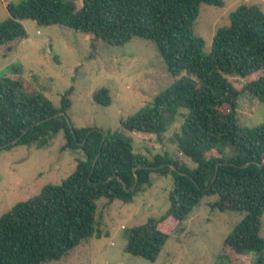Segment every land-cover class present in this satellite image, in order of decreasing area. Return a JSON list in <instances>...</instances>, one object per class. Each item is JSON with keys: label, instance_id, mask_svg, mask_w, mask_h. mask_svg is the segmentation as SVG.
Instances as JSON below:
<instances>
[{"label": "trees", "instance_id": "obj_1", "mask_svg": "<svg viewBox=\"0 0 264 264\" xmlns=\"http://www.w3.org/2000/svg\"><path fill=\"white\" fill-rule=\"evenodd\" d=\"M202 5L224 7L222 0H25L9 2L10 18L0 23V51L24 39V21L62 26L92 35L110 46H125L133 37L155 42L169 73L177 80L159 94L151 107L122 121V129L162 139L181 110L188 115L173 142L195 169L156 155L151 161L136 154L120 132L77 129L72 124L69 90L54 107L42 93L29 92L15 77H0V151L26 145L48 147L64 134V149L81 151L84 159L60 185H47L0 218V264H51L66 258L97 229V201L125 204L151 187V175L172 176L170 207L161 218H150L131 229L126 251L157 261L172 230L192 215L206 197L221 212L245 218L225 240L220 258L240 264L239 256L264 251V124L245 127L238 121L240 98L248 93L264 103V12L242 5L232 12L229 27L217 30L211 52L194 29ZM14 44V45H13ZM230 77L248 79L242 88ZM94 101L110 106L109 90ZM17 141L16 143H13ZM233 155L223 159V147ZM176 227V228H175ZM252 264H264V257Z\"/></svg>", "mask_w": 264, "mask_h": 264}, {"label": "rangeland", "instance_id": "obj_2", "mask_svg": "<svg viewBox=\"0 0 264 264\" xmlns=\"http://www.w3.org/2000/svg\"><path fill=\"white\" fill-rule=\"evenodd\" d=\"M0 0V23L10 18L9 2ZM74 1L78 9L83 0ZM224 7L202 5L195 24V35L205 42L209 54L218 29L229 27L230 16L242 5H255L264 12V0H222ZM27 36L14 42L10 50L0 51V77L21 70L19 78L29 92L47 96L60 108L62 97L72 90L69 116L75 128L98 129L104 133L120 132L133 144L136 154L153 160L156 155L195 169L196 164L182 155L173 142L188 115L181 110L162 139L154 135L128 132L122 121L151 107L153 100L177 80L167 65L157 44L133 37L125 46H110L92 35L58 25H38L33 20L24 23ZM242 89L248 79L230 77ZM107 89L112 97L110 106L95 103L94 93ZM238 121L245 127L264 124V103L250 94L239 100ZM66 140L60 133L48 147L20 145L0 151V218L15 205L37 195L47 185H60L84 159L81 151L64 149ZM233 148L223 147V159L232 157ZM152 186L140 192L131 204L122 201H97V229L100 238H89L66 258L51 264H228L220 258L223 244L234 228L245 218L239 212H221L212 208L217 196L206 197L192 215L172 230L157 261L152 262L126 251L131 229L150 218L159 219L170 207L172 176L151 175ZM261 237L264 239V215ZM176 228V227H175ZM261 253L239 256L240 264H252Z\"/></svg>", "mask_w": 264, "mask_h": 264}, {"label": "water", "instance_id": "obj_3", "mask_svg": "<svg viewBox=\"0 0 264 264\" xmlns=\"http://www.w3.org/2000/svg\"><path fill=\"white\" fill-rule=\"evenodd\" d=\"M17 141L13 142V143H16Z\"/></svg>", "mask_w": 264, "mask_h": 264}, {"label": "crops", "instance_id": "obj_4", "mask_svg": "<svg viewBox=\"0 0 264 264\" xmlns=\"http://www.w3.org/2000/svg\"><path fill=\"white\" fill-rule=\"evenodd\" d=\"M25 22V21H24ZM35 22V21H34ZM36 23V22H35Z\"/></svg>", "mask_w": 264, "mask_h": 264}]
</instances>
